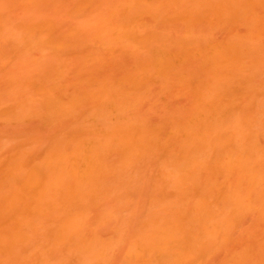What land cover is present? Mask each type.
Segmentation results:
<instances>
[{
  "label": "rangeland",
  "instance_id": "1",
  "mask_svg": "<svg viewBox=\"0 0 264 264\" xmlns=\"http://www.w3.org/2000/svg\"><path fill=\"white\" fill-rule=\"evenodd\" d=\"M222 2L0 0V264H264V183L255 203L244 191L257 207L240 216L216 193L200 202L221 182L215 142L181 152V135L164 139L195 101L226 91L235 105L222 124L244 136L221 124L233 140L221 145L251 132L264 152V0ZM231 40L241 59L213 69L210 46ZM201 203L206 224H229L224 240L209 223V239L198 235ZM171 234L175 251L162 247Z\"/></svg>",
  "mask_w": 264,
  "mask_h": 264
},
{
  "label": "bare ground",
  "instance_id": "2",
  "mask_svg": "<svg viewBox=\"0 0 264 264\" xmlns=\"http://www.w3.org/2000/svg\"><path fill=\"white\" fill-rule=\"evenodd\" d=\"M225 0H223V2H224ZM236 1V0H235ZM222 2V3H223ZM242 2H244V1H242ZM248 3V2H247ZM253 2H251V4H252ZM255 3V2H254ZM253 3V4H254ZM217 4V3H216ZM221 4V3H220ZM228 4H229V2H228ZM231 4V3H230ZM259 4H260V2H259ZM221 5H223V4H221ZM234 5V4H233ZM235 5H236V3H235ZM261 5H264V4H261ZM215 6V5H214ZM232 6V5H231ZM240 6V5H239ZM251 6V5H250ZM219 7V6H218ZM221 7V6H220ZM224 7H225V5H224ZM234 7V6H233ZM226 8H227V6H226ZM229 9H231L230 7H229ZM237 9V8H236ZM221 10V9H220ZM227 10V9H226ZM235 10V9H234ZM225 12V11H224ZM238 12V11H237ZM234 13H236V12H234ZM222 14V13H221ZM238 14V13H237ZM223 15V14H222ZM227 41V40H226ZM226 41H225V43H226ZM232 41V40H231ZM229 42V44L227 43V45H224V47H222V48H220V49H214V48H216V45H217V43L215 44V45H212V46H210V48L211 47H213L214 46V48H212L213 50H215L216 51V53H217V51H218V53L220 54H217V56H218V58H220L221 60H219L218 59V61H216V59H215V61H214V58H212L213 57V55L215 56L216 55V53L215 54H213L211 57H209L210 59H208L209 61H211L212 59H213V69H220V68H225V67H228V68H225V70L227 69V70H229V66H230V69H231V66L232 67H234V65H236L237 63V60L238 59H241V58H239V56L238 55H236L237 53L238 54H240L241 52L239 51H237V53H235L234 54V52L233 51H235L236 49H237V47H238V45H237V47L235 48V50H234V48H233V50H232V47H233V45H235L234 43H235V40L234 41H232V42ZM234 42V43H233ZM237 42V41H236ZM224 43V44H225ZM233 44V45H232ZM237 44V43H236ZM220 45H222V44H220ZM219 46V45H218ZM209 48V49H210ZM218 48V47H217ZM212 49L210 50V52H214V51H212ZM239 49H241V47L239 48ZM197 50H199V48H197ZM209 52V51H208ZM210 52L208 53L209 54V56L211 55L210 54ZM221 52V53H220ZM236 52V51H235ZM202 53H204L203 51H202ZM203 57V56H202ZM205 57V56H204ZM241 57V56H240ZM212 58V59H211ZM216 58V57H215ZM155 60H157V59H155ZM205 60H207L206 58H205ZM160 62V61H159ZM165 62V61H164ZM207 62V61H206ZM205 62V63H206ZM239 62H240V60H239ZM239 62H238V64H239ZM163 63V62H162ZM167 63H168V61H167ZM212 63V62H211ZM236 63V64H235ZM157 64V63H156ZM164 65V64H163ZM167 65V64H166ZM227 65V66H226ZM156 66V65H155ZM166 67V66H165ZM159 68V67H158ZM157 68V69H158ZM237 68V67H236ZM239 69V68H238ZM196 86V85H195ZM242 86V85H241ZM240 86V87H241ZM243 87V86H242ZM248 87V86H247ZM196 88H198L197 86H196ZM243 89V88H242ZM242 89H240V90H242ZM246 89V88H245ZM244 89V90H245ZM237 91H239V88L238 89H236ZM230 91V90H229ZM233 91V90H232ZM198 93V92H197ZM203 93H205V91H203ZM220 94H221V92H219ZM225 93V95H223ZM223 94H222V98H220L217 102L215 101V103H214V100H211V102H213V103H211L210 105H208V107H206L207 105L204 103V105H206V106H202L201 104H203V102L201 101V100H198V101H195V103H194V105H193V108H192V110L190 111V116H187V120L185 119V121L183 120H181V122H178V124H176V126L174 125V127L172 126V127H170L166 132H167V135L164 137V139L166 140V142H165V144L167 143V142H169L171 139L173 140H175V138L177 137L178 138V136L179 135H181L177 140H175V142L176 141H178V143H180L181 142V140H182V142L180 143V144H182V149H184V150H182L181 149V152L182 151H186V149H189V147L188 146H194V145H199V147H201L200 146V144H198V143H202V144H205V143H208V144H212V142H215V146L217 147H213L214 149H216V151H217V153H216V151H214V156H216L215 157V159H212L213 161H209V164H213L214 165V168H213V170H215L216 172H212V173H218V174H220V176H221V182H217L216 181V183L217 184H215V185H212V184H214V182H212V184L210 183V184H208L207 185V187H204V189H202V190H204V193H201L202 194V196H200L199 198L201 199H199L200 200V202H204V200H206L207 199V194L208 193H213V197H214V195H218V197L220 198L219 199V202L221 201H223V203H226V204H221V205H227V203H229V201H230V208H231V210L234 212V213H241V210H242V213H244V210H245V206L246 207H248V208H250V210H252L253 209V207H257V205L255 206L254 205V201H253V199L254 198H257V199H259L258 197H260V199H261V197L262 198H264V191H262L261 192V194H262V196L260 195H258V193H259V191H261V189L259 190V188H261V186H262V189H264V185H261V183H264V167H260V165L259 166H257L256 164L254 165V163H252V161L251 160H253V158L255 157V159H258V157L260 158L261 156H264V152H262V154L261 153H259L258 151H259V149H260V147L261 146H257L256 144H254L255 143V141L252 143V141H253V139H255L254 138V134L252 135L253 137H251V135L250 134H252L251 132L250 133H248L247 135H249V137L248 136H246L245 138H244V140L243 139H241V136H244L243 134H241V132L239 131L240 130V128H239V130H238V128H235L234 127V125L235 126H237V124L236 123H238V122H233V124L231 125V127H233V128H228V125H230V124H226V125H224V124H222V122L224 123V121H222L223 120V118H225V117H227V119H225L227 122H229L230 121V117H229V115L232 113V110L233 109H230V108H228L226 105L227 104H230L229 102L230 101H228L229 100V98L231 97V99H232V102H233V99L235 98V97H233L232 98V96L233 95H231V92H230V94H226V91L224 92ZM228 93V92H227ZM233 93V92H232ZM202 94V93H201ZM200 93L198 94V95H195L196 97L198 96V97H200L199 95H201ZM205 94H207V93H205ZM204 94V95H205ZM233 94H235V93H233ZM242 94V93H241ZM203 95V94H202ZM204 95H203V98H204ZM208 95L211 97V94H209L208 93ZM231 95V96H230ZM207 96V95H206ZM208 96V97H209ZM212 96H213V94H212ZM215 96H217V95H215ZM220 96V95H219ZM237 96V95H236ZM238 96H240V94H238ZM242 96V95H241ZM244 96V95H243ZM202 98V97H201ZM201 98H199V99H201ZM218 98V97H217ZM240 98V97H239ZM204 99H207V97H205ZM210 99V98H209ZM216 99V98H215ZM237 100H236V102L238 101V98H236ZM196 100V99H195ZM202 102V103H201ZM235 102V101H234ZM234 102L232 103V104H234ZM232 104H230V106L232 105ZM235 105V104H234ZM233 106V105H232ZM232 106H231V108H232ZM236 106H237V104H236ZM235 108V107H234ZM188 114V115H189ZM221 124L222 125H224V126H226V128L228 129V130H230V132H228V130H227V132L229 133V135H231L230 133H231V129L232 130H234V129H236V130H234V131H236V133L237 132H239V135L241 134V136L239 137L240 139H238L237 137L239 136L238 134H234L233 135V139H234V141H236L237 139V141L236 142H233L234 144H233V148H230L229 150L228 149H226V147L228 148V146L230 147V145H228L227 143L229 142V140L232 138L231 136H228L227 135V137H225V135L223 136V135H219V131H218V128L221 126ZM223 126V127H224ZM245 129V128H244ZM220 130V129H219ZM222 130H224V128H222L221 129V131ZM242 130V129H241ZM218 131V132H217ZM234 131H232V133H234ZM244 131V130H243ZM223 132V131H222ZM226 133V132H225ZM228 133H226V134H228ZM244 133V132H243ZM221 134V133H220ZM245 134V133H244ZM238 135V136H237ZM156 136H157V134H156ZM231 137V138H230ZM236 137V138H235ZM247 137H248V139H247ZM183 138V139H182ZM253 138V139H252ZM262 138H264V137H262ZM179 139H181L180 141H179ZM247 139V140H246ZM252 141H251V140ZM135 140V139H134ZM165 140H163V141H165ZM169 140V141H168ZM240 140V141H239ZM242 140L243 141H245V142H242ZM250 140V141H249ZM257 140V139H256ZM232 141L233 140H231V142H229V143H232ZM240 142V143H239ZM132 143V142H131ZM134 143H135V141H134ZM228 145H226V144ZM162 144V143H161ZM165 144H163V146H166L167 144H169V143H167L166 145ZM170 144H171V141H170ZM208 144H206L207 146H204L205 148L207 147V149H208V147L209 146H211V145H208ZM217 144H219V145H217ZM224 145L225 144V146H224V148H223V146L222 145ZM258 144V143H257ZM221 145V146H220ZM256 145V146H255ZM178 146V148H181V147H179V146H181V145H177ZM184 147V148H183ZM188 147V148H187ZM197 147V146H196ZM198 147V148H199ZM203 147V148H204ZM220 147H222V149L221 150H219L220 149ZM259 147V149H256V148H258ZM203 148H201V150L203 149ZM204 148V149H205ZM219 148V149H218ZM167 149H168V147H167ZM192 148L190 147V150H191ZM193 149H194V147H193ZM197 149V148H196ZM211 149H212V147H211ZM258 150L257 152H255V150ZM190 150H187L188 151V153L187 154H191L190 153ZM213 150V149H212ZM262 150V149H261ZM260 150V151H261ZM194 151V150H193ZM203 151V153L205 152L204 150H202ZM206 152H207V150H206ZM206 152H205V154H206ZM210 152H211V150L210 151H208V156L209 155H211V154H213L212 152H211V154H210ZM257 154V156H255L254 154ZM186 154V153H185ZM192 154H194V153H192ZM182 155H184V154H182ZM182 155H180V156H182ZM184 156H186V155H184ZM188 156V155H187ZM205 156H207V155H205ZM214 156L212 155V157L214 158ZM190 157V159H191V157H192V155H190L189 156ZM196 157V156H195ZM199 157V156H198ZM200 157H202V155H200ZM204 157V156H203ZM209 157H211V156H209ZM209 157L207 158V159H209ZM211 157V158H212ZM181 158V157H180ZM205 158V157H204ZM205 158V159H206ZM261 158H264V157H261ZM261 158L258 160V161H260L261 160ZM186 159V158H185ZM184 158H183V160H185ZM198 159L200 160V159H202V158H197L196 157V159L194 160L195 161V163H196V161H198ZM206 159V160H207ZM183 160H182V162H183ZM189 160V159H188ZM186 161V160H185ZM251 163H250V162ZM211 162V163H210ZM213 162V163H212ZM262 162H264V161H262ZM262 162H260V163H262ZM199 163H201V162H199L198 161V165H199ZM204 163V167H205V165L207 164L206 162H202V164ZM206 163V164H205ZM184 164H185V162H184ZM191 164V163H190ZM202 164H201V166H202ZM251 164H253V166L251 165ZM258 164H259V162H258ZM187 164H185V166H186ZM193 165H196V164H193ZM198 165H196V166H198ZM262 165H264V164H262ZM82 166V165H81ZM189 166V165H188ZM200 166V165H199ZM207 166V165H206ZM257 166V167H256ZM92 167V166H91ZM207 167H210V165L209 166H207ZM211 167H213V166H211ZM210 167V168H211ZM90 168V167H89ZM94 168V167H93ZM187 168V167H186ZM189 168V167H188ZM201 168V167H200ZM203 168V167H202ZM208 169V168H207ZM74 170V169H73ZM77 171V170H76ZM92 171V170H91ZM206 171H208V170H206ZM186 175V174H185ZM219 176V175H218ZM219 176V177H220ZM216 177V176H215ZM198 178V177H197ZM211 179V178H210ZM215 179V178H214ZM187 181H189V180H187ZM210 181V180H209ZM208 181V182H209ZM213 181V180H212ZM197 182H198V180H197ZM177 183V182H176ZM192 183V182H191ZM193 184V183H192ZM196 184H198V183H196ZM177 185V184H176ZM187 185V184H186ZM204 185V184H203ZM202 185V186H203ZM259 185H261V186H259ZM198 186V185H197ZM258 186H259V188H258ZM181 187V186H180ZM195 187V186H194ZM255 187H256V189L258 190V192L255 190ZM192 188V187H191ZM252 188H254L253 189V193L251 194V192H249L250 194H249V197L252 199L251 201H253L254 203H253V205H251V201H250V204H248V205H246V203H249V202H247L248 201V199L250 200V198L248 197L247 198V195H248V193L247 194H245V192L246 191H251L252 190ZM196 189V188H195ZM183 190V189H182ZM197 190V189H196ZM245 191V192H244ZM199 191H197L195 194H197ZM202 192V191H201ZM256 192V193H255ZM184 193V192H183ZM207 193V194H206ZM216 193V194H215ZM246 195V196H244V194ZM206 194V195H205ZM243 194V195H242ZM254 194V195H253ZM198 195V194H197ZM209 195V194H208ZM256 195H258V197H256ZM212 196V195H211ZM211 196H209L208 198L210 199V198H212ZM244 197L243 199H245V197L247 198V199H245L244 201L246 202H244L243 201V199L241 198V197ZM251 196H253V197H251ZM255 196V197H254ZM196 197V196H195ZM202 197V198H201ZM206 197V198H205ZM217 197V196H216ZM217 197V198H218ZM215 198V197H214ZM209 199H207L208 201H209ZM222 199V200H221ZM207 200H206V202H207ZM218 201V200H217ZM225 201V202H224ZM228 201V202H227ZM210 202V201H209ZM218 202V203H219ZM220 202V203H221ZM241 202H243V203H245V205H243L242 203L240 204ZM258 202L260 203V205L258 204V203H256V204H258V207H260V208H257V209H259L260 211H258L256 208V210L255 211H257V212H259V213H261L260 215H261V219H264V202H260L259 200H258ZM199 203V202H198ZM211 203V202H210ZM212 203H213V200H212ZM217 203V205H219ZM232 203V204H231ZM204 205L206 204V203H203ZM202 203L195 209L196 210V212H195V210H194V212H193V217H194V220H193V222H196L197 224H198V226L197 227H199V229H200V232H201V234L199 233H197L199 236L200 235H203V237L202 236H200V238L202 237L203 239H205L204 237H206L207 235L205 234V233H203V232H205V230H206V228L208 227H206V225H209L210 224V227L209 228H211L212 227V223H209V219L207 220L208 222H207V224H206V216H208V215H206V213H208V212H206V210L204 209L205 208V206H207V204L204 206ZM240 206H239V205ZM196 205V204H195ZM234 205H236L235 206V208H236V210H235V208H233V206ZM220 206V205H219ZM241 206H242V208H241ZM243 206H244V210H243ZM227 207H228V205H227ZM233 208V209H232ZM239 208L241 209V210H239ZM192 209H194V208H192ZM247 209V208H246ZM210 210V209H209ZM208 210V211H209ZM250 210H248V211H250ZM254 210H252V211H254ZM177 211V210H176ZM193 211V210H192ZM191 211V212H192ZM231 211V212H232ZM236 211V212H235ZM245 211H247V210H245ZM179 213V212H178ZM239 216H240V214H238ZM173 216V215H172ZM191 216V215H190ZM191 216V217H192ZM190 217V218H191ZM183 218V217H182ZM187 218V217H186ZM231 218V216L228 218V220ZM184 219V218H183ZM231 220V222L233 221H235V220H232V219H230ZM192 221V220H191ZM224 221H226V220H224ZM262 221V220H261ZM182 222H183V220H182ZM163 223V222H162ZM189 223V222H188ZM195 223V224H196ZM209 223V224H208ZM214 223H216V222H214ZM218 224H219V222H217ZM221 223H223V221H221ZM230 223V222H229ZM174 224H176V222L174 223ZM179 223H177V225H178ZM227 224V223H226ZM215 225V224H214ZM213 225V226H214ZM224 226H223V228L224 229H222V227H221V225H215V226H217V227H213V229H212V231L214 232V230L216 229V228H219V227H221L220 228V230H221V232H220V230H219V233L220 234H222V235H220V234H218V232H216L217 233V236L218 237H222V239L224 240L225 238H223L224 236H226L227 235V232H225V231H227L228 230V226L227 225H229V224H227V225H225V224H223ZM219 226V227H218ZM225 226H227V228L225 227ZM176 227V226H175ZM177 227H180L179 225L177 226ZM215 228V229H214ZM166 229H168V228H166ZM192 229V228H191ZM226 229V230H225ZM194 229H192V231H193ZM209 230H211V229H209ZM217 230V229H216ZM222 230H225L224 232L222 231ZM191 231V232H192ZM218 231V230H217ZM229 231V230H228ZM164 232H165V230H164ZM164 232H163V234H164ZM194 232V231H193ZM196 230H195V234H196ZM208 232V231H207ZM211 231H209L208 233H210ZM178 233V232H177ZM177 233H176V235H177ZM183 233V232H182ZM224 233H226V235L224 234ZM180 234V233H179ZM185 234V233H184ZM194 234V233H193ZM189 235V234H188ZM191 235V234H190ZM210 235H212V234H210ZM210 235H209V237H210ZM220 235V236H219ZM224 235V236H223ZM262 235V234H261ZM165 236V235H164ZM178 236V235H177ZM177 236H175V234H171V235H167V236H165V237H162V239H163V241H164V243H163V245L164 246H162V247H168L169 249H170V251H171V248L173 249V251H175V245H173V247H172V244L174 243V241L176 240L174 237H177ZM213 236V235H212ZM180 237V236H179ZM165 238V239H164ZM206 238H208V237H206ZM188 239V238H187ZM209 239V238H208ZM207 239V240H208ZM185 240V239H184ZM183 240V241H184ZM206 239H205V241H207ZM182 241V242H183ZM189 240H187V242H188ZM190 241H192V240H190ZM198 241H199V238H198ZM210 241V240H209ZM212 241V240H211ZM218 241V240H217ZM216 241V242H217ZM262 241V240H261ZM184 242H186V241H184ZM194 242H195V240H194ZM176 243V242H175ZM190 243V242H189ZM198 243V242H197ZM215 243V242H214ZM194 244V243H193ZM192 244V245H193ZM201 244V243H200ZM206 244V243H205ZM204 244V245H205ZM216 244V243H215ZM177 245V244H176ZM196 245V244H195ZM181 246V245H180ZM198 246V245H197ZM171 247V248H170ZM190 247V246H189ZM188 247V248H189ZM196 247V246H195ZM179 248V247H178ZM195 249V248H194ZM194 249H191V250H194ZM180 251V250H179ZM185 251V250H184ZM198 251V250H197ZM176 252H177V250H176ZM189 252V251H188ZM165 253H168V252H165ZM173 253H175V252H173ZM184 253V252H183ZM207 253V252H206ZM170 254H172V252H170L169 254H167V255H169V257L170 256H175L174 254H172V255H170ZM176 254H179V253H176ZM182 254V253H181ZM186 253H184V254H182V256L183 255H185ZM144 255V254H143ZM142 255V256H143ZM200 255V254H199ZM203 255V254H202ZM178 256V258H179V255H177ZM186 256V255H185ZM188 256V255H187ZM144 257V256H143ZM176 257V256H175ZM189 257V256H188ZM188 257H187V259H188ZM194 257V256H193ZM174 259V257H171L170 259ZM182 258V257H181ZM241 258V257H240ZM185 259V258H184ZM187 259H185V261L187 260ZM242 259V258H241ZM165 260H167V258L165 259ZM169 260V259H168ZM174 260H176V259H174ZM172 261V260H171ZM191 261H193L192 259H191ZM190 261V262H191ZM187 262H189V261H187ZM165 263V262H164ZM178 263V262H177ZM233 263H236V262H233ZM174 264V263H173ZM179 264V263H178ZM181 264V263H180Z\"/></svg>",
  "mask_w": 264,
  "mask_h": 264
}]
</instances>
